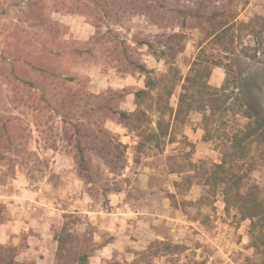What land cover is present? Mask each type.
Instances as JSON below:
<instances>
[{
  "label": "rangeland",
  "instance_id": "obj_1",
  "mask_svg": "<svg viewBox=\"0 0 264 264\" xmlns=\"http://www.w3.org/2000/svg\"><path fill=\"white\" fill-rule=\"evenodd\" d=\"M222 22L228 35L215 39ZM175 34L183 37L178 46L168 41ZM263 42L264 0H0V120H14L10 132L19 134L0 161V245L16 246L21 264H55L57 238L68 232L88 264H262L253 241L264 229L252 233L251 220L227 205L217 168L225 163L242 179L241 193L264 198V145L241 140L251 120L233 109L239 89L231 84L232 99L220 94L202 113L175 115L190 73L220 89L231 64L232 76L255 75L264 116ZM170 46L180 50L175 59ZM124 51L158 83L141 105L148 118L126 125L100 112L90 121L85 113L97 96L137 109L147 77L118 71ZM32 57L47 73L28 67ZM162 130L161 147L149 142L141 153L146 135ZM115 140L126 146L121 176L105 151ZM79 145L90 183L78 171ZM117 182L120 193H103ZM160 241L186 251L144 258Z\"/></svg>",
  "mask_w": 264,
  "mask_h": 264
},
{
  "label": "trees",
  "instance_id": "obj_2",
  "mask_svg": "<svg viewBox=\"0 0 264 264\" xmlns=\"http://www.w3.org/2000/svg\"><path fill=\"white\" fill-rule=\"evenodd\" d=\"M230 24L225 22L220 23L216 29H214L213 34H215V39H222L226 35H228V29ZM216 30V31H215ZM182 36L175 34L170 36L169 39L177 42L176 46L180 44V38ZM233 42V39L231 40ZM171 43V42H170ZM261 45V42L258 43ZM264 44V42H263ZM262 44V45H263ZM138 45L140 47H146L148 50H152L153 56H157L153 49V45L150 41L141 40ZM170 58L175 59L176 55L180 52V50H176L175 46H170ZM92 57H94L93 51L90 52ZM82 52L79 53L78 56H81ZM124 66L121 65L118 68V71L122 74H135L140 73L147 77L145 87L138 90L135 93V100L137 104V109L134 112H127L121 109L120 101L121 99H109L107 100L105 97L98 98L97 103L90 106L85 113V116L88 117L90 121H97L98 114L100 112L103 113L105 120H117L121 124L129 125L131 122L137 123H145L148 114L141 108V105L145 103V101L149 100L152 91L158 86L157 81L154 78H149V75L152 74L146 64L135 59L130 56L129 51L122 52ZM167 56L165 51L161 52L159 58ZM158 57V56H157ZM123 64V63H122ZM27 65L32 69L33 72H41L47 73L48 67L42 63V60L38 58H30L27 60ZM217 66H221V63L218 62ZM52 71V70H50ZM193 72V68L191 70ZM56 73V72H54ZM231 73H235L231 64H229L228 69L226 68V80L223 86L220 89L213 88L208 84L207 81L201 82L204 76L197 72L196 74L190 73L186 77L185 84L182 87V92L180 94L178 108L175 115V120H177L183 113L187 114H195L202 113L206 110L207 107L212 105V103H216L219 100L220 94H225V92L229 89V87L234 85V87L239 89L236 100L237 105L233 108L235 111H238L239 115L244 117L245 119L251 120V123L248 124L246 128V132L244 134V138L241 140H251V142H257L258 144L264 145V116L262 114L260 108V101L257 98V93L260 87L257 84V80L254 74H249L247 76H232ZM210 72L207 73L206 77L210 76ZM74 81V80H73ZM238 82L241 83V86L238 87ZM237 84V86H236ZM234 94V92H232ZM225 94L226 100L232 99L231 94ZM172 96V92L170 93ZM86 118V117H84ZM14 120L11 118L6 119L2 122L0 120V126L3 129V132L0 133V161L5 160L4 150H11L15 143L17 145V138L19 136L18 133L11 134L10 130H13L12 123ZM158 127L163 129V121H159ZM168 132H164L162 130L161 134H147L145 138V142L139 143V151L142 153L144 147L147 143H151L156 141V145L158 148L161 147L162 141L167 137ZM5 139L7 146L3 147L1 145L2 140ZM16 141V142H14ZM112 150H107V155L110 156L109 166L111 169V173L115 176H121L122 171H124L126 167V146L122 142H117L115 140L114 147ZM78 157H79V165L78 171L80 173V177L85 179L83 173L87 177L88 183L93 180L91 175H87L86 173L93 172L92 166L90 165L89 160L86 158L85 150L81 145L78 147ZM219 170H222L223 177L221 182L225 186V200L228 206L235 205L242 215L243 220H251L252 229L251 232L255 233V231H260L264 229V198H261L258 195L252 194H243L241 193V185L242 179L237 177L234 173H231L225 168V163L221 165H217ZM122 182L114 183L112 186L109 183H106L103 193L105 195H109L111 193H120L122 191V186L120 185ZM2 223V217L0 215V224ZM264 232V231H263ZM262 232V233H263ZM254 239V238H253ZM78 241V237L71 233L61 234L58 236V248L55 256V264H88L89 262V253H84L82 255L76 254V243ZM255 247L258 250L262 249V256L264 264V234L256 236V239L253 241ZM186 251V248L181 245H176L171 242H155L150 245L147 252L144 253V258H155L160 256H170L175 257L177 255H181ZM19 249L14 245H0V264H21L18 260ZM107 264H118V263H107ZM194 264H204V263H194Z\"/></svg>",
  "mask_w": 264,
  "mask_h": 264
},
{
  "label": "crops",
  "instance_id": "obj_3",
  "mask_svg": "<svg viewBox=\"0 0 264 264\" xmlns=\"http://www.w3.org/2000/svg\"><path fill=\"white\" fill-rule=\"evenodd\" d=\"M144 63V62H143ZM147 66V65H146ZM148 68V67H147ZM144 88V87H143Z\"/></svg>",
  "mask_w": 264,
  "mask_h": 264
}]
</instances>
